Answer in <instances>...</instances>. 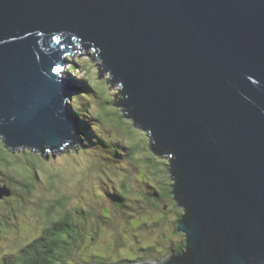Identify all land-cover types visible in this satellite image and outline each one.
Wrapping results in <instances>:
<instances>
[{
    "label": "water",
    "instance_id": "1",
    "mask_svg": "<svg viewBox=\"0 0 264 264\" xmlns=\"http://www.w3.org/2000/svg\"><path fill=\"white\" fill-rule=\"evenodd\" d=\"M11 36L24 38L0 44V131L31 143L80 132L60 111L76 87L52 68L94 41L179 156L193 264H264V0H0V41Z\"/></svg>",
    "mask_w": 264,
    "mask_h": 264
},
{
    "label": "clouds",
    "instance_id": "2",
    "mask_svg": "<svg viewBox=\"0 0 264 264\" xmlns=\"http://www.w3.org/2000/svg\"><path fill=\"white\" fill-rule=\"evenodd\" d=\"M87 43L52 68L60 82L79 85L60 111L69 109L83 130L39 143L0 131V264H178L182 257L193 264L194 211L179 156L136 116L103 49ZM217 241L211 246L224 258L223 233Z\"/></svg>",
    "mask_w": 264,
    "mask_h": 264
},
{
    "label": "rangeland",
    "instance_id": "3",
    "mask_svg": "<svg viewBox=\"0 0 264 264\" xmlns=\"http://www.w3.org/2000/svg\"><path fill=\"white\" fill-rule=\"evenodd\" d=\"M70 81H71V84L76 87V90H73V92L74 91H79L80 90L79 85L77 83H74L71 79H70ZM77 120H78L77 122L79 123V126H80L81 130H83L82 127H81V122L79 121L78 118H77Z\"/></svg>",
    "mask_w": 264,
    "mask_h": 264
},
{
    "label": "trees",
    "instance_id": "4",
    "mask_svg": "<svg viewBox=\"0 0 264 264\" xmlns=\"http://www.w3.org/2000/svg\"><path fill=\"white\" fill-rule=\"evenodd\" d=\"M75 83V82H74ZM80 127V126H79ZM81 129V128H80ZM82 131V130H81Z\"/></svg>",
    "mask_w": 264,
    "mask_h": 264
}]
</instances>
